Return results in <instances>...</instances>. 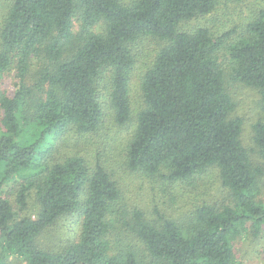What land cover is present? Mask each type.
Returning <instances> with one entry per match:
<instances>
[{
	"label": "trees",
	"instance_id": "16d2710c",
	"mask_svg": "<svg viewBox=\"0 0 264 264\" xmlns=\"http://www.w3.org/2000/svg\"><path fill=\"white\" fill-rule=\"evenodd\" d=\"M227 3L11 1L0 18V264H237L236 242L264 228V7L218 31L207 18ZM148 40L159 45L132 124V77ZM230 82L259 92L256 158ZM130 124L117 165L168 187L217 170L229 202L192 203L183 219L127 207L108 146L110 128ZM64 218L79 227L73 242L43 248L40 237ZM115 222L126 238L117 248Z\"/></svg>",
	"mask_w": 264,
	"mask_h": 264
},
{
	"label": "rangeland",
	"instance_id": "374dc122",
	"mask_svg": "<svg viewBox=\"0 0 264 264\" xmlns=\"http://www.w3.org/2000/svg\"><path fill=\"white\" fill-rule=\"evenodd\" d=\"M12 0H2L0 8V18L5 14L7 6ZM229 7L223 6V11L209 16L207 19L220 20L218 31H223L229 23L247 21L252 13L259 7H264V0H228ZM228 11V16L224 17V13ZM204 24V20L200 21ZM78 26H75V32L78 33ZM158 45L155 41H146L138 47L137 65L132 77L131 97L133 104L132 124L136 122V116L142 107L143 99L141 97L140 82L143 73L152 64L155 59ZM5 90L10 95L15 92V81L12 74L6 75V81L3 84ZM229 92L237 103L236 114L244 120L243 141L246 146L251 148L253 156L256 158L255 146L252 142V126L261 116V103L259 92L253 88L245 87L240 84L230 82L228 84ZM2 111L0 109V133H1ZM110 130L116 134L112 139L113 143L108 146V150L115 149L114 152H108L109 161L113 163V167L117 169V179L123 192L125 204L129 208L139 207L144 209L149 216H155V209H159L166 215L183 219L192 203L201 201L210 204H226L230 200L229 192L221 184L217 170H211L203 180L196 182L192 186L173 187L167 186L161 181L152 180L140 173H132L122 165H117L120 161L121 145L131 134L132 125L117 128L111 127ZM75 144L74 136H69L66 141V147H73ZM30 210L28 213L35 216L37 213V205L31 200ZM114 234L111 236L113 247L117 248L126 240L123 228L117 222L114 223ZM79 227L72 218L61 219L55 226L50 227L40 237V245L49 250L58 251L71 244L78 233ZM135 243V242H134ZM237 253V264H264V228L258 237L252 232L246 237L238 240L235 244ZM9 264H24L20 259L11 257Z\"/></svg>",
	"mask_w": 264,
	"mask_h": 264
}]
</instances>
